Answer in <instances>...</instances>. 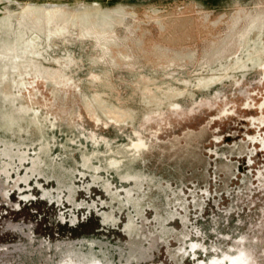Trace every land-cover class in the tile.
Segmentation results:
<instances>
[{"label":"rangeland","instance_id":"rangeland-1","mask_svg":"<svg viewBox=\"0 0 264 264\" xmlns=\"http://www.w3.org/2000/svg\"><path fill=\"white\" fill-rule=\"evenodd\" d=\"M0 264H264V0H0Z\"/></svg>","mask_w":264,"mask_h":264}]
</instances>
